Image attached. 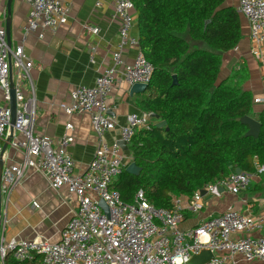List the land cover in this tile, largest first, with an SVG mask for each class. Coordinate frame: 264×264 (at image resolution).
<instances>
[{
    "label": "built area",
    "instance_id": "1",
    "mask_svg": "<svg viewBox=\"0 0 264 264\" xmlns=\"http://www.w3.org/2000/svg\"><path fill=\"white\" fill-rule=\"evenodd\" d=\"M7 0H0L4 3ZM114 19L120 22V42L113 53V65L97 77L94 85L74 88L70 103L62 108L66 115L89 114L99 144L86 170L78 174L75 161L67 147L74 138L64 134L57 146L52 140L35 135L37 100L31 77L32 61L23 46L9 49L6 29L0 26V161L4 147L23 153L20 163L3 165L1 194L8 196L20 185L30 171H38L47 179L51 189L68 187L75 195L77 208L59 233V240H7L0 232L2 264L10 257L17 264H189L204 251L212 258L203 264L264 263V210L261 213H241L233 209L202 220L187 231L179 226L185 213L198 214L205 207L206 195L220 196L219 189L238 195L250 188L255 177L264 175V164L255 166V173L235 172L215 183L207 184L182 201L174 198L170 210L155 208L139 191L132 203L122 201L113 190L115 180L126 168L128 157L119 143L108 144L103 137L115 130L116 122L109 116V99L119 79L129 84H149L153 67L142 55L133 63L123 59L129 47H139V39L132 35L135 25L134 0H113ZM238 12L248 21L250 40L264 46V0H239ZM6 21L7 7L0 11ZM68 9L63 0H30L26 32L40 31L44 38L47 30L54 31L67 24ZM90 31L95 32L94 29ZM12 83V86H11ZM15 91L16 117L11 134L12 113L10 90ZM261 99H254L260 104ZM151 114H129L121 129V141L129 148L135 135L151 126ZM71 123L66 130H72ZM128 162V163H126ZM104 201L107 209L100 207ZM34 208L38 205L33 204Z\"/></svg>",
    "mask_w": 264,
    "mask_h": 264
},
{
    "label": "trees",
    "instance_id": "2",
    "mask_svg": "<svg viewBox=\"0 0 264 264\" xmlns=\"http://www.w3.org/2000/svg\"><path fill=\"white\" fill-rule=\"evenodd\" d=\"M226 2L134 0L141 55L153 67L137 106L167 124L151 123L133 138L132 162L141 172L132 176L124 168L115 180L112 188L122 201L132 203L142 191L150 205L170 210L173 197L191 198L236 169L253 174L256 163L264 164V112L258 139L246 137L248 127L240 122L253 116V95L243 89L247 68L218 83L221 53L242 37L240 14ZM186 34L209 51H192ZM10 259L6 264L15 263Z\"/></svg>",
    "mask_w": 264,
    "mask_h": 264
},
{
    "label": "crops",
    "instance_id": "3",
    "mask_svg": "<svg viewBox=\"0 0 264 264\" xmlns=\"http://www.w3.org/2000/svg\"><path fill=\"white\" fill-rule=\"evenodd\" d=\"M63 3L68 9L67 24L54 31H45L44 38H40V31L27 33L25 29L30 0H12L11 48L23 46L26 56L33 63L31 77L37 100L35 135L52 140L54 146H57L64 134L71 135L74 142L67 147V151L75 161L76 173L81 174L92 161L99 138L93 129L89 114L68 116L62 107L70 103L74 88L80 85H94L97 77L113 65V53L117 51L120 42V22L114 19L113 0H63ZM226 4L238 11L239 0H227ZM5 5L7 7V1L5 4L0 3V11ZM240 18L241 41L233 50L221 53L222 64L218 83L234 71L246 67L249 76L243 84L244 91L250 92L253 100L264 101V46L251 42L248 21L242 15ZM134 20L132 35L139 39L136 12ZM6 21L0 19V26L5 29ZM183 38L192 51H209L204 43L193 41L188 34ZM140 55V48L129 47L124 51L123 59L133 63ZM131 87V84L121 78L112 90L109 116L115 120L116 128L102 139L110 145L121 141V129L129 114L144 113L137 106V100L142 93L131 96ZM263 112L264 102L253 105L254 119L258 121ZM159 121L152 118L151 123L157 124ZM68 123L73 126L70 131L66 130ZM5 146L4 165L22 162L21 151L12 149L8 144ZM125 153L128 157L133 155L129 148ZM174 198L182 201L188 199ZM33 204L38 205V208H34ZM77 205L76 196L69 194L67 186L55 191L51 189L42 173L30 171L27 178L15 187L10 195L1 194L0 232L4 231L7 240L17 238L54 243L59 240L60 231L71 218ZM228 209L241 213H261L264 210V175L255 177L250 188L236 196L223 191L220 196L205 200L203 211L198 214L186 212L179 228L182 231L196 228L202 220L217 216ZM208 258V254L194 257L192 263L198 264Z\"/></svg>",
    "mask_w": 264,
    "mask_h": 264
},
{
    "label": "water",
    "instance_id": "4",
    "mask_svg": "<svg viewBox=\"0 0 264 264\" xmlns=\"http://www.w3.org/2000/svg\"><path fill=\"white\" fill-rule=\"evenodd\" d=\"M11 2H12V0H7L6 38H7V44H8L9 49H11V37H10ZM177 83H178L177 77L173 76V85H176ZM11 86H12V83H11ZM148 87H149V84H139V83L133 84L131 89H130V95L133 96L135 94L143 93L147 90ZM10 96H11L10 109H11V113H12L10 132H11V134H13V131H14L13 127L15 124V117H16V98H15V91L12 87L10 90ZM151 118L159 119V117L155 114H151ZM240 122H241V124L248 127V132L246 133V137H252L255 139L259 138L260 132H261V123L259 121H257L253 117L244 116L243 118H241ZM166 124L167 123L165 121H161V122H158L156 124V127L157 128H163L166 126ZM119 145L122 148V150L128 151V146L125 142L120 141ZM5 149H6V146L4 147V150ZM3 165H4L3 160H1L0 161V197H1V171H2ZM125 171L132 176H139L140 172H141V168H139L134 162H131L129 165H127V167L125 168ZM235 173L241 174L242 170L236 169ZM219 191L223 192V189H219ZM201 194L203 196H205V200H208L209 198L212 197V195H206L205 191H202ZM100 207L103 208L104 210H108L104 201L100 202ZM205 254H208L209 258L203 259L198 264H203V263L207 262L213 256L212 253H210L208 251H204L201 255L197 256V258L205 256ZM189 264H193L192 261Z\"/></svg>",
    "mask_w": 264,
    "mask_h": 264
},
{
    "label": "rangeland",
    "instance_id": "5",
    "mask_svg": "<svg viewBox=\"0 0 264 264\" xmlns=\"http://www.w3.org/2000/svg\"><path fill=\"white\" fill-rule=\"evenodd\" d=\"M238 264H240V263H238Z\"/></svg>",
    "mask_w": 264,
    "mask_h": 264
}]
</instances>
